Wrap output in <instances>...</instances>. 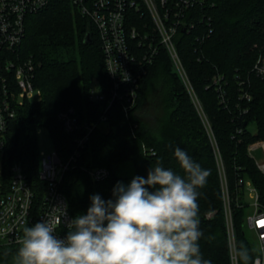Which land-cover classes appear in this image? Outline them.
Listing matches in <instances>:
<instances>
[{
	"label": "trees",
	"instance_id": "obj_1",
	"mask_svg": "<svg viewBox=\"0 0 264 264\" xmlns=\"http://www.w3.org/2000/svg\"><path fill=\"white\" fill-rule=\"evenodd\" d=\"M132 17L136 26L149 23L147 18L138 21L139 15ZM188 20L193 28L186 32L179 29L175 44L194 96L160 48L140 82L137 104L129 119L115 104L105 114L106 121H101L105 105L89 100L94 84L105 93L109 88L95 27L68 0H54L33 16L21 57L36 64L33 82L42 98L24 104L10 123L3 161L23 167L37 188L39 203L37 130H47L54 150L66 160L75 151L76 140L94 125L59 188L74 218L87 213L93 195L107 201L113 198L118 182L136 176L147 178L157 161L183 176L174 156L179 147L201 168L210 170L207 184L198 189L202 256L212 264H231L221 180L207 127L221 154L230 194L235 196L238 180L243 179L256 188L264 204V176L246 156L249 144L264 142V78L252 72L257 58L264 55V0H202L185 18ZM86 35L90 44L84 43ZM71 108L77 115L78 130L67 133L58 115ZM249 125L255 126V134ZM237 129L242 132L236 133ZM127 167L132 169L130 177ZM92 168H105L109 176L95 183L87 174ZM232 209L238 262L249 264L255 250L243 225L246 208L233 205ZM242 246L247 250V260L238 254ZM18 248L0 249V264H14Z\"/></svg>",
	"mask_w": 264,
	"mask_h": 264
},
{
	"label": "built area",
	"instance_id": "obj_2",
	"mask_svg": "<svg viewBox=\"0 0 264 264\" xmlns=\"http://www.w3.org/2000/svg\"><path fill=\"white\" fill-rule=\"evenodd\" d=\"M54 0H0V249L19 247L18 237L22 229L32 226L46 217L55 218L60 209L66 211L57 226L56 235L63 238L67 223L73 218L69 214L68 203L60 192V184L69 166L79 158L94 125L86 128L84 137L76 140V149L68 159L60 158L56 150L45 155L38 153L37 177L41 182V200H37V188L28 174L18 164L8 165L3 161L4 138L10 123L26 103L39 102L41 91L34 86L37 66L32 59L21 57V48L30 19L45 10ZM81 17L87 18L95 27L104 68L109 83L107 92L98 84L90 90L89 100L105 105V114L119 104L126 119L136 107L141 80L154 63L160 48L168 54L172 65L188 88L190 85L182 66L175 37L182 29L193 28L191 20L185 18L202 0H68ZM139 15L138 21L149 19V23L136 26L132 15ZM259 78H264V55H260L252 69ZM250 100L248 95H243ZM194 103L198 105L195 97ZM67 133L78 130L77 115L71 108L58 115ZM221 180V190L225 221L229 240L231 264H239L232 224L233 205L236 209H251L244 217V229L254 244L255 256L249 264H264V204L256 188L248 181L239 179L235 196L229 192L226 173L217 143L211 129L207 127ZM241 129L236 133L240 134ZM260 148L264 154V142L258 141L247 146L246 156L259 173L264 176V161L257 162L252 151ZM41 160V167H40ZM93 182H101L109 176L105 168L87 170ZM247 199L251 200L249 204ZM251 235V236H250Z\"/></svg>",
	"mask_w": 264,
	"mask_h": 264
},
{
	"label": "clouds",
	"instance_id": "obj_3",
	"mask_svg": "<svg viewBox=\"0 0 264 264\" xmlns=\"http://www.w3.org/2000/svg\"><path fill=\"white\" fill-rule=\"evenodd\" d=\"M174 156L183 176L157 161L147 178L118 182L112 199L90 197L87 213L67 223L63 238L56 235L66 215L62 209L55 218L24 227L14 264H212L200 250L198 215V189L210 170L179 147ZM238 254L247 260L243 246Z\"/></svg>",
	"mask_w": 264,
	"mask_h": 264
},
{
	"label": "rangeland",
	"instance_id": "obj_4",
	"mask_svg": "<svg viewBox=\"0 0 264 264\" xmlns=\"http://www.w3.org/2000/svg\"><path fill=\"white\" fill-rule=\"evenodd\" d=\"M249 131L251 132V134H255L256 133V129L254 125H249L248 126ZM37 146H38V152L43 153L45 155H49L54 151L53 148V144L51 141V138L47 132V130L45 129H39L37 130ZM252 156L253 158L257 161V162H261L264 161V154H262V151L260 150V148H256L252 151ZM40 167H41V160H40ZM126 174L127 177H130L132 175V169L131 167H127L126 168ZM132 179L126 180L123 182L124 185H128L131 182ZM247 202L249 204L252 203L251 200L247 199ZM247 214L251 213V209H249L248 211H246ZM247 235L249 236V234L247 233ZM251 236V235H250Z\"/></svg>",
	"mask_w": 264,
	"mask_h": 264
},
{
	"label": "water",
	"instance_id": "obj_5",
	"mask_svg": "<svg viewBox=\"0 0 264 264\" xmlns=\"http://www.w3.org/2000/svg\"><path fill=\"white\" fill-rule=\"evenodd\" d=\"M84 43H88V44L91 43V38H90L89 35H86V36H85Z\"/></svg>",
	"mask_w": 264,
	"mask_h": 264
},
{
	"label": "snow or ice",
	"instance_id": "obj_6",
	"mask_svg": "<svg viewBox=\"0 0 264 264\" xmlns=\"http://www.w3.org/2000/svg\"><path fill=\"white\" fill-rule=\"evenodd\" d=\"M258 224L261 225V226H264V220L258 221Z\"/></svg>",
	"mask_w": 264,
	"mask_h": 264
}]
</instances>
